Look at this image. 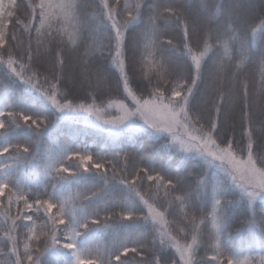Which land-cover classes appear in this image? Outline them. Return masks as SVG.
I'll use <instances>...</instances> for the list:
<instances>
[{
    "label": "snow or ice",
    "instance_id": "snow-or-ice-1",
    "mask_svg": "<svg viewBox=\"0 0 264 264\" xmlns=\"http://www.w3.org/2000/svg\"><path fill=\"white\" fill-rule=\"evenodd\" d=\"M0 264H264V0H0Z\"/></svg>",
    "mask_w": 264,
    "mask_h": 264
},
{
    "label": "trees",
    "instance_id": "trees-1",
    "mask_svg": "<svg viewBox=\"0 0 264 264\" xmlns=\"http://www.w3.org/2000/svg\"><path fill=\"white\" fill-rule=\"evenodd\" d=\"M76 129H83L84 128V125L83 124H79V125H75V126H72ZM89 141H91L93 139V137L91 135H89L88 137Z\"/></svg>",
    "mask_w": 264,
    "mask_h": 264
}]
</instances>
